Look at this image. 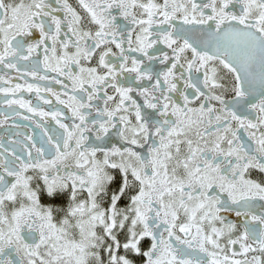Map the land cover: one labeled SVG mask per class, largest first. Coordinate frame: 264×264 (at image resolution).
I'll return each mask as SVG.
<instances>
[{
    "label": "snow or ice",
    "instance_id": "6c2138e0",
    "mask_svg": "<svg viewBox=\"0 0 264 264\" xmlns=\"http://www.w3.org/2000/svg\"><path fill=\"white\" fill-rule=\"evenodd\" d=\"M0 128V264H264V0H0Z\"/></svg>",
    "mask_w": 264,
    "mask_h": 264
},
{
    "label": "flooded vegetation",
    "instance_id": "af4514ba",
    "mask_svg": "<svg viewBox=\"0 0 264 264\" xmlns=\"http://www.w3.org/2000/svg\"><path fill=\"white\" fill-rule=\"evenodd\" d=\"M162 47V46H161ZM20 83H23V81H18ZM57 89L59 90V86H56ZM24 98L25 99H31L33 101V103H37L36 99H35V94H28V93H24ZM50 98V97H49ZM53 103L55 104V101L53 100ZM5 134V129L0 128V135H4Z\"/></svg>",
    "mask_w": 264,
    "mask_h": 264
}]
</instances>
